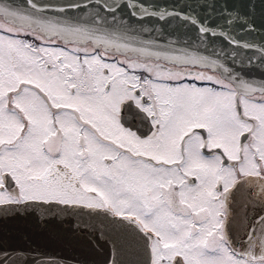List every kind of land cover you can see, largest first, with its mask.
<instances>
[{
	"label": "snow or ice",
	"instance_id": "snow-or-ice-1",
	"mask_svg": "<svg viewBox=\"0 0 264 264\" xmlns=\"http://www.w3.org/2000/svg\"><path fill=\"white\" fill-rule=\"evenodd\" d=\"M81 7L0 4L16 25H0V206L103 215L106 226L133 233L144 264H264V214L251 223L245 214L242 234L230 235L237 194L245 207L264 209V78L257 83L188 52L164 55L172 68L138 63L126 54L159 61L161 53L113 25L123 7L140 19L175 16L225 45L254 46L138 0H101L98 11L80 14L85 23L50 15ZM89 42L91 51L79 47ZM256 54L264 66V47ZM188 65L216 75L173 70ZM133 110L146 132L126 122Z\"/></svg>",
	"mask_w": 264,
	"mask_h": 264
},
{
	"label": "water",
	"instance_id": "water-1",
	"mask_svg": "<svg viewBox=\"0 0 264 264\" xmlns=\"http://www.w3.org/2000/svg\"><path fill=\"white\" fill-rule=\"evenodd\" d=\"M38 3L68 4L79 2L82 7L66 13H50L85 23L83 13L98 11L101 0H37ZM122 4L131 0H108ZM151 11H173L207 21L217 31L230 32L241 44H252V50L225 45L219 37H204L194 27L175 16L164 20L130 15L127 8L116 13L114 28L126 31L130 37L152 42L151 51L179 56L184 52L207 55L210 59L232 69L235 74L257 83L264 78V66L259 62L256 48L264 47V0H138ZM0 4L18 7L24 0H0ZM88 5L85 8L83 5ZM113 20L111 14L102 13ZM10 20L6 13H0ZM235 17L232 25L226 19ZM122 18V23L120 20ZM250 26L241 28L242 24ZM90 43V42H89ZM91 44V43H90ZM92 45V44H91ZM138 54V53H135ZM139 55V54H138ZM252 57L251 63L248 57ZM147 57V56H146ZM156 59L155 57H152ZM171 64V63H170ZM194 67L193 65H188ZM197 67L204 68L196 65ZM205 69V68H204ZM103 215L87 210L65 209L57 205L0 206V260L8 264H144L143 248L129 230L106 226Z\"/></svg>",
	"mask_w": 264,
	"mask_h": 264
},
{
	"label": "flooded vegetation",
	"instance_id": "flooded-vegetation-1",
	"mask_svg": "<svg viewBox=\"0 0 264 264\" xmlns=\"http://www.w3.org/2000/svg\"><path fill=\"white\" fill-rule=\"evenodd\" d=\"M0 25H4L7 27H16L15 24L10 23V20L4 19L3 16H0ZM29 39H31V36L28 37ZM57 44H59L60 46H63V41L60 40L59 38H57V40L55 41ZM69 47H72L71 45H69ZM79 47L81 48H88L89 51L92 50L93 45H91L90 43H86V44H81L79 45ZM112 56H116L118 59H123V56H120L118 53H116L115 49L112 50L111 52ZM128 57H130L132 60L138 62V63H149V64H155V63H159L162 66L168 67V68H172V64L167 63L165 61H157L154 58H149L146 56H140L138 54L132 53V52H128L126 54ZM173 70H180V71H192L193 73H197V72H205L208 75H216L215 72L209 70V69H204V68H199L197 66L191 67L188 66L187 68H173ZM199 83V82H198ZM127 115V123L129 125H131L134 129L139 130V132L144 133L147 131V126L141 122V120L139 119V117H137L135 115V111L133 110L132 113L130 114H126ZM232 212H233V223L230 226V235L232 236V238L234 240H237L238 237L242 234L241 233V222H243L245 214L247 215L248 218V222H254L255 218L258 217L259 215L264 214V209H261L260 207H253L251 205H248L247 207H245L244 205V198L242 195L237 194L233 204H232Z\"/></svg>",
	"mask_w": 264,
	"mask_h": 264
}]
</instances>
